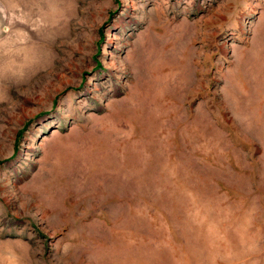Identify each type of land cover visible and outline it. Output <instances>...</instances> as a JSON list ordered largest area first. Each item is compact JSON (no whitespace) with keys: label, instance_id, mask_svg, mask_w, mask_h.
I'll use <instances>...</instances> for the list:
<instances>
[{"label":"rangeland","instance_id":"rangeland-1","mask_svg":"<svg viewBox=\"0 0 264 264\" xmlns=\"http://www.w3.org/2000/svg\"><path fill=\"white\" fill-rule=\"evenodd\" d=\"M0 264H264V0H0Z\"/></svg>","mask_w":264,"mask_h":264},{"label":"bare ground","instance_id":"bare-ground-1","mask_svg":"<svg viewBox=\"0 0 264 264\" xmlns=\"http://www.w3.org/2000/svg\"><path fill=\"white\" fill-rule=\"evenodd\" d=\"M154 56V58L156 59V64L155 65H158V63H159V55H153ZM142 57V56H141ZM152 59V58H151ZM142 60V59H141ZM154 60V59H153ZM155 61V60H154ZM154 65V66H155ZM151 78H149L148 80H150ZM163 78H161V76L160 75H155L154 77H153V79L151 80V81H149V83L147 82L146 84H144L143 86L145 87H158V85H162L163 84V80H162ZM145 82H146V80H145ZM51 213V212H50Z\"/></svg>","mask_w":264,"mask_h":264}]
</instances>
